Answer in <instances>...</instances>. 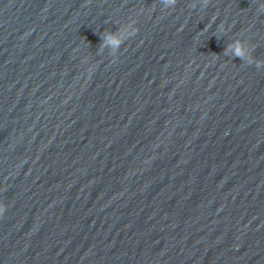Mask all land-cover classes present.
I'll return each mask as SVG.
<instances>
[{"label":"water","instance_id":"1","mask_svg":"<svg viewBox=\"0 0 264 264\" xmlns=\"http://www.w3.org/2000/svg\"><path fill=\"white\" fill-rule=\"evenodd\" d=\"M261 8L0 0V264H264Z\"/></svg>","mask_w":264,"mask_h":264},{"label":"clouds","instance_id":"2","mask_svg":"<svg viewBox=\"0 0 264 264\" xmlns=\"http://www.w3.org/2000/svg\"><path fill=\"white\" fill-rule=\"evenodd\" d=\"M173 0H163L164 7H170L172 5ZM261 13H264V8H261L258 10ZM127 37L124 35L123 32H106L102 35V44L99 49V52H103L105 48H108L111 50V52L115 53L117 52L122 44L124 43V40ZM225 54L229 55L231 54L234 57H238L244 61V59L250 55L247 48L243 45L241 41H234L232 44L229 45L228 49L225 50ZM5 211V208L0 205V214H2Z\"/></svg>","mask_w":264,"mask_h":264}]
</instances>
